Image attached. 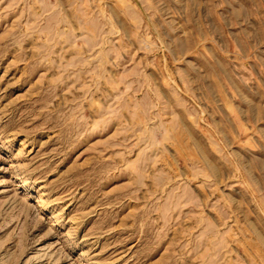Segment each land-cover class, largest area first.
Returning <instances> with one entry per match:
<instances>
[{
	"label": "rangeland",
	"instance_id": "rangeland-1",
	"mask_svg": "<svg viewBox=\"0 0 264 264\" xmlns=\"http://www.w3.org/2000/svg\"><path fill=\"white\" fill-rule=\"evenodd\" d=\"M0 264H264V0H0Z\"/></svg>",
	"mask_w": 264,
	"mask_h": 264
}]
</instances>
